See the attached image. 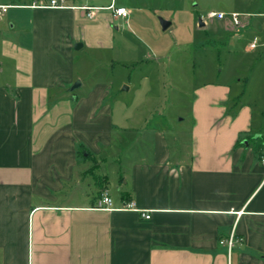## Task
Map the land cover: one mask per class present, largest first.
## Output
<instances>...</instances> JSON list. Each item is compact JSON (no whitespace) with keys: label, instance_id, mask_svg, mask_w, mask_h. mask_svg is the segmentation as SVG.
I'll use <instances>...</instances> for the list:
<instances>
[{"label":"crops","instance_id":"crops-1","mask_svg":"<svg viewBox=\"0 0 264 264\" xmlns=\"http://www.w3.org/2000/svg\"><path fill=\"white\" fill-rule=\"evenodd\" d=\"M99 1L0 0L11 5L0 16V264H264V161L247 140L264 134V111L244 100L249 77L195 90L185 152L162 129L120 126L109 83L70 88L86 85L78 60L113 49L134 19L135 0H114L126 18L89 17L83 6L111 2ZM253 14L264 16L241 18ZM244 23L235 33L250 54L264 41ZM125 136L136 145L113 191L106 164ZM103 189L113 209L96 206ZM233 226L243 240L229 256L219 240Z\"/></svg>","mask_w":264,"mask_h":264},{"label":"rangeland","instance_id":"rangeland-1","mask_svg":"<svg viewBox=\"0 0 264 264\" xmlns=\"http://www.w3.org/2000/svg\"><path fill=\"white\" fill-rule=\"evenodd\" d=\"M99 2L108 4L110 0ZM135 3L131 25L116 24L119 30L113 49H92V55L86 53L78 60V70L86 83L84 88L78 87L79 91L91 82L109 83L120 126L162 129L172 150L181 147L185 152L195 90L206 83L220 82L234 83L235 90L238 85L234 80L240 70L250 79L244 100L253 105L255 113L264 111V44L244 54L246 42L239 39L236 28L227 39L225 21L208 17L210 11L264 12V0H135ZM161 19L172 24L163 29ZM245 19L242 22H250L252 31L259 34L263 43L264 16L253 14ZM200 20L204 26H200ZM219 38L228 43L226 49L221 50L223 43ZM249 61L254 65L251 70L243 67ZM128 137L119 141L118 155L106 164L108 185L113 191L119 178L120 158L126 161L125 155L132 151L128 147L136 145Z\"/></svg>","mask_w":264,"mask_h":264},{"label":"built area","instance_id":"built-area-1","mask_svg":"<svg viewBox=\"0 0 264 264\" xmlns=\"http://www.w3.org/2000/svg\"><path fill=\"white\" fill-rule=\"evenodd\" d=\"M110 4L106 7H91V6H83L82 8L85 9L87 12V15L89 17H93L96 14V11H99L101 9H108L112 11V14L114 17H121L126 18L130 15V10L127 7L122 6H116L114 0H110ZM68 0H47V2H44L43 0H32L31 6H43V7H52V8H65L69 7ZM11 5H0V16L10 8ZM208 17L213 19L215 17H218L220 19H224L226 17H229V24L233 28H240L243 26L241 13L233 11L230 13L225 12H215L210 11L208 13ZM264 161V157L262 158ZM97 207L107 208V209H113V198L111 197L108 189H103L100 196L97 200ZM125 208L127 209H136V205L134 201H128L124 204ZM240 214V213H238ZM142 216L149 219L151 215L146 212H142ZM242 237H238L236 234L235 226L232 227L229 235L227 237L221 238L219 240L220 244L225 246L228 249L229 256L231 255L232 250L234 249L237 242L242 241Z\"/></svg>","mask_w":264,"mask_h":264},{"label":"trees","instance_id":"trees-1","mask_svg":"<svg viewBox=\"0 0 264 264\" xmlns=\"http://www.w3.org/2000/svg\"><path fill=\"white\" fill-rule=\"evenodd\" d=\"M248 143L254 146L256 153L263 158L264 157V134L252 135L248 139Z\"/></svg>","mask_w":264,"mask_h":264},{"label":"water","instance_id":"water-1","mask_svg":"<svg viewBox=\"0 0 264 264\" xmlns=\"http://www.w3.org/2000/svg\"><path fill=\"white\" fill-rule=\"evenodd\" d=\"M170 21H167V20H164V19H161V25H162V28L163 29H166L170 26ZM200 26H204V22L202 20H200ZM82 44L79 43L78 45H76L77 48L81 47ZM80 86V81H77L73 84V86L71 87V90H75L77 87ZM245 143H247V141H244Z\"/></svg>","mask_w":264,"mask_h":264}]
</instances>
